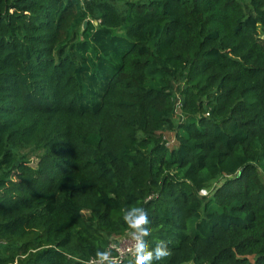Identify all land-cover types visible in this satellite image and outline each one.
Masks as SVG:
<instances>
[{
  "label": "trees",
  "instance_id": "trees-1",
  "mask_svg": "<svg viewBox=\"0 0 264 264\" xmlns=\"http://www.w3.org/2000/svg\"><path fill=\"white\" fill-rule=\"evenodd\" d=\"M262 34L264 0H0V264H90L134 206L153 264H264Z\"/></svg>",
  "mask_w": 264,
  "mask_h": 264
},
{
  "label": "clouds",
  "instance_id": "clouds-1",
  "mask_svg": "<svg viewBox=\"0 0 264 264\" xmlns=\"http://www.w3.org/2000/svg\"><path fill=\"white\" fill-rule=\"evenodd\" d=\"M147 203L145 200L144 204ZM123 220L129 229L127 239L120 246L112 244L114 247L110 245L104 251L97 248L91 264H124L123 257L126 256L131 257L127 264H153L154 261L163 260L171 254L167 240H159L150 247L146 238L151 235V220L146 207L134 206L125 209ZM114 250L118 253L117 256L112 255Z\"/></svg>",
  "mask_w": 264,
  "mask_h": 264
},
{
  "label": "built area",
  "instance_id": "built-area-1",
  "mask_svg": "<svg viewBox=\"0 0 264 264\" xmlns=\"http://www.w3.org/2000/svg\"><path fill=\"white\" fill-rule=\"evenodd\" d=\"M164 137H165V136H164ZM167 139H168V138H167ZM167 144H168V145L170 144V143H169V139H168V141H167ZM128 232H129V229H128L125 233H123V234H120V235L114 236V237L110 240V242L108 243V246H107V247H109V246L112 245V244H116V245L120 246V245H121V242L127 239V233H128ZM112 246L114 247V245H112ZM112 255H113V256H117L118 253L114 250L113 253H112ZM130 258H131V257L126 256V257H123V260H128V259H130ZM92 259H93V258H91V259L88 261V263L91 264Z\"/></svg>",
  "mask_w": 264,
  "mask_h": 264
},
{
  "label": "rangeland",
  "instance_id": "rangeland-1",
  "mask_svg": "<svg viewBox=\"0 0 264 264\" xmlns=\"http://www.w3.org/2000/svg\"><path fill=\"white\" fill-rule=\"evenodd\" d=\"M245 1H247V0H245ZM261 36L264 37V34H262ZM115 61H116V60H115ZM115 61H114V62H115ZM164 136L167 137V138L169 139V143H170V145H171V143L174 141L173 133H172V132H165ZM171 140H172V141H171ZM170 145H169V146H170ZM35 161H36V160H35ZM35 161H34V162H35ZM214 184H215V183H214ZM212 187H213V186H210L209 188H207V190L205 189L206 192H209V191L212 189Z\"/></svg>",
  "mask_w": 264,
  "mask_h": 264
},
{
  "label": "water",
  "instance_id": "water-1",
  "mask_svg": "<svg viewBox=\"0 0 264 264\" xmlns=\"http://www.w3.org/2000/svg\"><path fill=\"white\" fill-rule=\"evenodd\" d=\"M96 23V22H95ZM86 26V20H84V22H83V27H85Z\"/></svg>",
  "mask_w": 264,
  "mask_h": 264
}]
</instances>
